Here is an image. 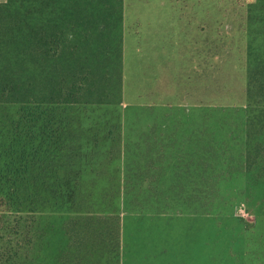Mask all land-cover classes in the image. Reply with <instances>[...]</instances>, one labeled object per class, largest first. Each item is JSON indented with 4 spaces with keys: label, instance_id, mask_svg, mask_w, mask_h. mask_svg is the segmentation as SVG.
Returning <instances> with one entry per match:
<instances>
[{
    "label": "rangeland",
    "instance_id": "1",
    "mask_svg": "<svg viewBox=\"0 0 264 264\" xmlns=\"http://www.w3.org/2000/svg\"><path fill=\"white\" fill-rule=\"evenodd\" d=\"M47 4L0 0V142L20 149L21 105L43 117L26 137L34 212L16 264H264V0H95V62L81 65L89 33L72 37ZM192 120L205 187L119 195L122 149L154 152L158 125L196 141L180 126Z\"/></svg>",
    "mask_w": 264,
    "mask_h": 264
},
{
    "label": "crops",
    "instance_id": "2",
    "mask_svg": "<svg viewBox=\"0 0 264 264\" xmlns=\"http://www.w3.org/2000/svg\"><path fill=\"white\" fill-rule=\"evenodd\" d=\"M45 1V0H44ZM50 12L49 14L54 16L57 23L67 22L73 24V28L68 29V32L72 37L77 38L81 42L82 33H89L88 42L79 46V50L75 53L74 63L81 65L82 61H88L89 63L95 62V43L92 38L93 30L95 31V0H49L47 4ZM156 37L158 35L156 34ZM168 45L171 48V38L168 39ZM194 44V43H193ZM162 49L161 54H168L171 56L172 49L164 50V43L160 46ZM158 55V51L156 52ZM170 60V57H169ZM171 70V68H169ZM189 81L187 84V94L190 96L191 104L199 107L211 108L212 93L207 90V93L203 94L192 90L193 86ZM202 84L211 86L210 80L205 81ZM179 90V89H178ZM173 94L171 91L168 95ZM183 93H179V95ZM207 94V96H206ZM178 101L184 100V97H175ZM195 108V107H194ZM168 119H165L166 123ZM200 121L192 120L188 123H181V127L185 128V131H191L198 128V136L196 141L191 137L176 138L179 136L173 135L171 125H162V128L157 126V134L155 137L147 138L155 145L156 150L150 152L145 150L140 152L137 157L132 158L126 156L124 150L120 152L119 158L121 161L119 174V195L124 197V192L130 189V186H136L131 190L134 191H180L189 192L190 188L187 184L192 186H204L206 185V159H205V137H206V125H201ZM165 123V122H164ZM156 126V125H155ZM176 138V139H175ZM196 144L203 145V152L197 151ZM191 145V147H189ZM145 153V154H144ZM197 153H203L197 155ZM149 160L148 164L143 166L141 163L131 165L129 160L141 159L142 155ZM193 161L190 163V161ZM127 161V162H126ZM192 164V165H191ZM126 165V166H125ZM210 166V165H209ZM210 173V171H208ZM133 175L144 176L142 179L135 181L131 179ZM80 181V180H79ZM82 181V180H81ZM181 181L184 182L185 187L181 186ZM77 186H80L79 183ZM88 189V188H87ZM76 211V209H75Z\"/></svg>",
    "mask_w": 264,
    "mask_h": 264
},
{
    "label": "trees",
    "instance_id": "3",
    "mask_svg": "<svg viewBox=\"0 0 264 264\" xmlns=\"http://www.w3.org/2000/svg\"><path fill=\"white\" fill-rule=\"evenodd\" d=\"M261 88L264 85L261 84ZM247 96L250 89L247 87ZM264 97V93L262 94ZM39 110V112L37 111ZM40 105L24 104L19 108L14 127L21 129L18 142L20 149L10 143L5 135L0 142V264H16L18 258L26 254L29 244V218L26 177L28 162L26 137L35 135L36 127L43 120ZM10 132L13 130L10 128ZM7 138V141H5ZM18 164V167H16ZM15 167V168H14ZM36 194V193H34Z\"/></svg>",
    "mask_w": 264,
    "mask_h": 264
}]
</instances>
